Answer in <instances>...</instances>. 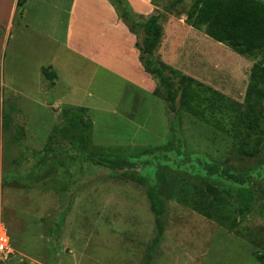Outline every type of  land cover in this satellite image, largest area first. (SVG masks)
Wrapping results in <instances>:
<instances>
[{"label": "rangeland", "instance_id": "374dc122", "mask_svg": "<svg viewBox=\"0 0 264 264\" xmlns=\"http://www.w3.org/2000/svg\"><path fill=\"white\" fill-rule=\"evenodd\" d=\"M171 1L151 4L162 11ZM192 2L164 14L160 55L234 102L222 114L206 108L210 124L110 75L82 73L46 48L50 24L62 35L67 0H29L23 21L8 36L2 28L0 225L14 252L0 264H144L156 235L149 186L165 208L150 264H264V104L253 94L254 110L244 101L260 57L189 27ZM1 112L24 131L18 144ZM239 187L253 195L247 214Z\"/></svg>", "mask_w": 264, "mask_h": 264}, {"label": "trees", "instance_id": "16d2710c", "mask_svg": "<svg viewBox=\"0 0 264 264\" xmlns=\"http://www.w3.org/2000/svg\"><path fill=\"white\" fill-rule=\"evenodd\" d=\"M107 1L114 9L118 19L135 36V48L139 52V62L144 72L151 77L156 85L153 95L163 99L169 112L175 114L180 110L199 121L210 124L205 115L206 108L222 114L234 105V102L225 95L165 64L158 53L163 38L161 21L164 14H174L176 6L184 0H172L163 7L162 11L155 10L148 17L135 14L127 0ZM21 5L22 3L19 1L18 6ZM183 15L189 27L209 39L224 45L237 54L260 57L259 64L249 72L244 101L249 110H254L255 105L249 99L250 94H253L258 98V105H262V102L264 104V92L260 88V82L264 77V3L258 0H193ZM43 74L47 75V70H43ZM52 76L54 77V75ZM79 120L85 127L90 126L83 118H79ZM12 124L10 115L1 112L2 129L12 135L14 144H18L24 137V131ZM213 125L218 126L217 123ZM243 152L250 155L255 150L246 148L243 149ZM122 175L140 180L137 175L127 173ZM237 193L241 199L239 212L247 214L253 202V195L245 187H239ZM146 197L156 227V235L144 262V264H150L155 248L160 243L165 231V208L155 186H149Z\"/></svg>", "mask_w": 264, "mask_h": 264}, {"label": "crops", "instance_id": "0c3cea01", "mask_svg": "<svg viewBox=\"0 0 264 264\" xmlns=\"http://www.w3.org/2000/svg\"><path fill=\"white\" fill-rule=\"evenodd\" d=\"M19 1L22 3L20 7ZM67 1L62 35L59 39L56 38L54 24H50L53 30L42 35L47 40L46 48L61 53L66 61L77 66L82 73H91L92 76L98 73L104 76L110 75L152 94L156 85L139 62L135 36L118 19L110 3L107 0ZM127 2L132 11L139 16L148 17L155 10L151 0H127ZM28 4L29 0H0V32L2 28H6L8 36L13 24L23 21V9ZM18 17V23H14ZM33 29L35 33L42 34L38 27ZM163 43L164 39L158 48L159 55ZM162 61L165 62L164 59ZM50 68L52 71L49 74H56L53 68ZM44 69L39 68V72L43 74ZM57 84L56 80L55 87ZM87 93L88 97H91L90 91ZM63 102L65 101L59 98L55 103L60 105Z\"/></svg>", "mask_w": 264, "mask_h": 264}, {"label": "built area", "instance_id": "2783aa9c", "mask_svg": "<svg viewBox=\"0 0 264 264\" xmlns=\"http://www.w3.org/2000/svg\"><path fill=\"white\" fill-rule=\"evenodd\" d=\"M5 228L0 225V262L6 261L13 254Z\"/></svg>", "mask_w": 264, "mask_h": 264}]
</instances>
